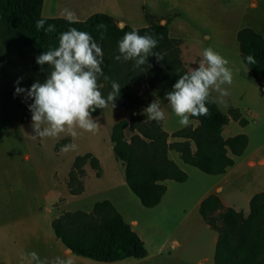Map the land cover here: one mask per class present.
<instances>
[{"label": "crops", "instance_id": "obj_1", "mask_svg": "<svg viewBox=\"0 0 264 264\" xmlns=\"http://www.w3.org/2000/svg\"><path fill=\"white\" fill-rule=\"evenodd\" d=\"M54 2L50 0L46 4L43 0V16L44 12L52 15ZM82 5L80 3L71 9L77 20L92 14ZM50 15L44 17H63L61 14ZM209 42L195 33L191 34L182 43L183 54L192 64L190 71L199 66L203 50L208 47L230 61L229 66L234 71L230 95L216 104L224 114H229L230 108L237 109L246 124L242 125L230 117L222 125L221 134L223 138L239 133L248 137L240 155H234L227 147L233 164L223 173L207 174L185 163L179 153L170 148L168 157L186 172L187 178L181 182L164 180L166 190L160 202L153 207H145L126 182L125 165L114 151L111 131L114 123L128 119L131 112L148 120L147 114L143 113L147 106L136 111L124 106L123 98H118L114 101V108L109 104L98 114H92L99 122L95 133L77 129L76 137L62 134L46 141L33 137L31 119L23 122L19 119L0 128V264H36L30 256L24 259L32 252L37 253L45 264H53L56 257L67 259L69 256L74 264H215L218 234L202 217L199 206L206 196L215 194L224 207L246 216L251 197L264 191V132L259 135L260 132L253 130L254 123L264 117V78L255 76L248 69L235 47L229 49ZM12 68L7 67L4 73ZM213 95L218 96L217 93ZM160 104L166 112L162 127L169 133L168 141L185 140L171 135L181 126L166 110L169 103ZM12 105L6 88H0V106L10 108ZM190 119L193 126L199 124L197 119ZM125 133L127 136L131 134L129 130ZM65 137L70 139V144L76 145L75 150H55V143ZM190 144L194 149L191 140ZM84 153H91L98 159L100 172L97 174L87 161L81 177L83 190L71 194L66 182L68 172L75 156ZM105 199L143 241L148 251L146 256L99 261L72 252L56 235L52 227L54 218L77 210L91 212L95 202Z\"/></svg>", "mask_w": 264, "mask_h": 264}, {"label": "trees", "instance_id": "obj_2", "mask_svg": "<svg viewBox=\"0 0 264 264\" xmlns=\"http://www.w3.org/2000/svg\"><path fill=\"white\" fill-rule=\"evenodd\" d=\"M42 4L43 0H0V74H4L7 67H12V55H30L26 88L37 80L44 82L50 74L49 65H44L41 70L36 58L48 49L58 47L60 33L70 27L91 33L101 44L104 53L102 67L109 77L108 80L103 77L99 80L102 95L107 97L112 91L111 82H118L121 90L117 99L123 98L127 108L139 111L154 100L168 102L165 93L172 90L179 75L190 71L181 56L182 39L171 37L166 24L154 20L145 26L124 24L120 27L111 15L104 12H94L83 20L76 19L78 22L75 24H69L61 16L44 17L41 14ZM41 18H46V24H55L56 32L45 34L43 30H37L36 21ZM101 22L107 25V33L102 41L96 27ZM134 29L140 35L152 34L157 37L159 44L153 51L163 55V61L158 63L155 56H150L148 64L136 67L134 61L115 60V56L119 55L118 41ZM236 39L248 69L255 76L263 78L264 37L246 26L237 31ZM248 55L255 58V63H248ZM14 103L22 108L21 122L31 119L28 108L31 99L26 100L24 94L17 95ZM207 107L210 115L190 117L199 121L197 126L181 127L171 134L185 140L169 142V133L163 129L162 121L145 120L133 112L128 119L113 124L111 140L114 151L125 165L128 186L145 207H153L160 202L166 190L164 180L181 182L187 178L186 172L168 157V149H175L185 163L207 174L223 173L233 164L227 147L234 155L243 152L248 141L246 134L239 133L228 138H223L221 134L222 125L230 117L239 120L242 125L246 124L238 110L230 108L229 114H224L216 103ZM100 110L98 108L92 114H98ZM125 130L131 134L127 136ZM190 140L194 143V149ZM69 144L68 137L62 138L55 143V150ZM87 161L97 174L100 172L99 161L91 153L76 155L66 179L71 194L83 190L81 177ZM249 208L245 216L240 211L224 207L215 194H209L201 201L200 214L218 234L215 264H264V191L251 197ZM52 227L72 252L99 261L140 258L148 253L143 241L106 199L95 202L91 212L77 210L54 218Z\"/></svg>", "mask_w": 264, "mask_h": 264}, {"label": "clouds", "instance_id": "obj_3", "mask_svg": "<svg viewBox=\"0 0 264 264\" xmlns=\"http://www.w3.org/2000/svg\"><path fill=\"white\" fill-rule=\"evenodd\" d=\"M61 15L69 22L75 24L78 21L75 13L65 8ZM100 40L105 38L107 25L99 23ZM37 30H43L45 34L56 32L55 24H46V18L36 21ZM102 30V31H101ZM163 37L161 36L160 39ZM59 46L48 49L44 54L37 56V63L43 70L44 65L51 68L50 74L40 82L37 80L30 88L20 87L23 77L16 81L15 94H24L25 99H31L28 104L31 112V126L33 137L42 141L49 138L56 139L62 134L77 136V129L95 133L98 130V119H94L92 113L96 109H106L109 104L115 107L114 101L120 94L121 86L112 81V91L107 97L102 95L101 77L108 80L102 65L104 53L101 44L87 31L70 27L59 35ZM159 40L152 34L140 35L137 30L125 33L118 41L119 55L117 61H134L136 67L148 64V58L155 56L157 62L164 60L163 55L153 51L157 48ZM248 63H255L252 55L246 57ZM230 61L208 47L203 50L202 59L197 68L179 75L172 90L165 93L172 111L179 118L181 127L192 124L190 117L210 115L208 104L221 103L223 98L230 95L229 86L234 80V71L229 66ZM217 93L218 96H214ZM143 113L147 119L161 122L166 119V112L159 101H152ZM75 144L63 145L62 152L75 150ZM31 257L36 264H45L40 261L37 253L26 254L24 259ZM53 264H74L69 256L67 259L56 257Z\"/></svg>", "mask_w": 264, "mask_h": 264}, {"label": "rangeland", "instance_id": "obj_4", "mask_svg": "<svg viewBox=\"0 0 264 264\" xmlns=\"http://www.w3.org/2000/svg\"><path fill=\"white\" fill-rule=\"evenodd\" d=\"M48 2L50 0H46V4ZM54 3L52 15L44 12V16H58L63 9L71 10L81 3L89 13H110L115 17L118 25L122 23L140 27L157 20L168 26L171 37L181 38L183 43L195 33L203 39L210 40L209 43L212 45L229 49L235 47L234 49L239 51L236 33L246 26L264 37V0H55ZM181 49L182 59L189 69L192 64L183 54L184 44L181 45ZM11 59L13 68L7 73L0 74V88H6L7 98L14 105L10 108L0 106V128L21 119L22 108L13 103L17 96L16 81L23 77L20 87L26 88L31 64L30 55L23 57L13 55ZM166 110L179 125V118L170 105L166 107ZM259 120L256 124L254 123L253 130L255 133L260 132L259 135H261L264 132V117ZM215 217L219 222L216 214Z\"/></svg>", "mask_w": 264, "mask_h": 264}, {"label": "water", "instance_id": "obj_5", "mask_svg": "<svg viewBox=\"0 0 264 264\" xmlns=\"http://www.w3.org/2000/svg\"><path fill=\"white\" fill-rule=\"evenodd\" d=\"M119 26H120V27H122V26H123V24H122V23H119ZM263 78H264V77H263Z\"/></svg>", "mask_w": 264, "mask_h": 264}]
</instances>
